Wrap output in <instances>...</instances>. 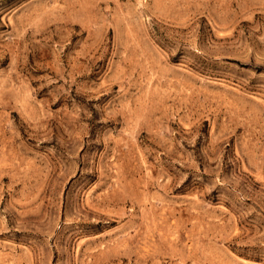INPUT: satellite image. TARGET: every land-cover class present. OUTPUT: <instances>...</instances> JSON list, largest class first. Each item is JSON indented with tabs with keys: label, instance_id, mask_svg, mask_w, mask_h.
Here are the masks:
<instances>
[{
	"label": "rangeland",
	"instance_id": "rangeland-1",
	"mask_svg": "<svg viewBox=\"0 0 264 264\" xmlns=\"http://www.w3.org/2000/svg\"><path fill=\"white\" fill-rule=\"evenodd\" d=\"M0 264H264V0H0Z\"/></svg>",
	"mask_w": 264,
	"mask_h": 264
}]
</instances>
